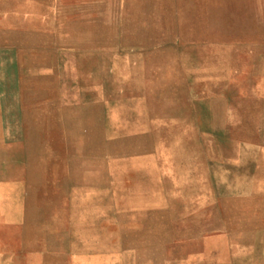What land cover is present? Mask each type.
<instances>
[{
    "label": "rangeland",
    "instance_id": "374dc122",
    "mask_svg": "<svg viewBox=\"0 0 264 264\" xmlns=\"http://www.w3.org/2000/svg\"><path fill=\"white\" fill-rule=\"evenodd\" d=\"M20 10L43 39V78L23 84L43 86L44 125L37 140L0 141L8 213H27L34 231L57 209L55 197L58 212H70L67 178L57 191L52 171L59 168L62 178L85 164L92 180L104 171L99 126L84 140L77 120L98 115L82 107L140 86L156 98L157 175L175 169L181 188L168 223L182 236H172L170 249L167 237L165 248L157 246L156 264H264V0H0V50L11 30H20L11 28ZM199 70L208 75L201 92ZM199 96L218 100V117L199 109ZM9 176L10 187L3 181ZM96 209L77 204L74 211ZM159 223L157 229L166 222Z\"/></svg>",
    "mask_w": 264,
    "mask_h": 264
},
{
    "label": "crops",
    "instance_id": "0c3cea01",
    "mask_svg": "<svg viewBox=\"0 0 264 264\" xmlns=\"http://www.w3.org/2000/svg\"><path fill=\"white\" fill-rule=\"evenodd\" d=\"M25 7L27 12H34V6L26 4ZM22 15L20 10V21L11 26L20 30H11L5 39L4 49L0 50L2 142L37 140L38 134H43L44 88L34 85L44 75L43 39H37L38 23L25 20L24 17L21 19ZM39 25L42 26V23ZM34 29L35 34L31 32ZM212 72L216 76L214 69ZM16 75L19 77L18 85L14 79ZM23 79L34 84H23ZM207 79L208 75L199 70V92L205 89L203 85ZM208 98L199 96V109H211L212 116L218 117V100L210 97V101ZM38 100L41 113L37 111ZM25 102L31 103L28 105L29 121L22 120L26 115ZM155 104L153 93L136 86L118 90L113 96L103 94L93 104L82 107L84 112L94 110L95 115H98H86L77 120L84 126V140L91 139L93 124L99 126L101 168H104L98 176L100 179L92 180V171L84 167L85 164L82 170L75 165L73 168L68 167L66 177L63 175L62 178L59 168H55L57 171H52V188L60 191V184L67 178L66 204L71 206V211L60 214V199L55 197L57 209L50 216L38 220L34 231L29 229L27 213L21 211L19 214H9L5 209V204L11 203V196H0V264H156V254L159 252L157 246L161 250L164 244L165 248L167 237L170 249L172 236L181 237L182 233L172 232L168 223L175 219L172 214H177L173 209L178 205L174 203L177 190L181 196L178 182L172 180L175 169L163 170L162 175H157L156 171ZM199 118H203L202 112ZM21 124L29 125L25 132H21ZM69 139L74 138L69 136ZM83 157L86 158L85 155ZM8 171L10 173L11 168ZM24 172L27 173V169ZM80 176L83 180H76L81 179ZM3 181L9 187L12 186L11 176ZM93 189L98 190L94 203L90 196ZM20 203L27 204L26 196ZM77 204H94L99 209L94 212H76L74 208ZM49 221L51 227H48ZM159 222L168 224L167 234L164 228L166 223L162 224L163 232H159L161 229L156 227ZM180 247L178 252H184V247Z\"/></svg>",
    "mask_w": 264,
    "mask_h": 264
},
{
    "label": "bare ground",
    "instance_id": "6f19581e",
    "mask_svg": "<svg viewBox=\"0 0 264 264\" xmlns=\"http://www.w3.org/2000/svg\"><path fill=\"white\" fill-rule=\"evenodd\" d=\"M194 3V2H193ZM241 14V13H240ZM180 18V17H179ZM179 20V19H178ZM142 24V23H141ZM46 60V59H45ZM43 103V102H42Z\"/></svg>",
    "mask_w": 264,
    "mask_h": 264
}]
</instances>
